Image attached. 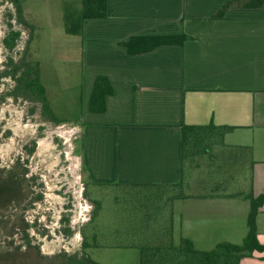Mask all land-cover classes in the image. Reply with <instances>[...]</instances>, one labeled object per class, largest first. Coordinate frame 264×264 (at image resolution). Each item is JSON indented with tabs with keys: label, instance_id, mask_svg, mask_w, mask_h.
Returning a JSON list of instances; mask_svg holds the SVG:
<instances>
[{
	"label": "crops",
	"instance_id": "1",
	"mask_svg": "<svg viewBox=\"0 0 264 264\" xmlns=\"http://www.w3.org/2000/svg\"><path fill=\"white\" fill-rule=\"evenodd\" d=\"M229 1L108 0L107 18L83 24L79 33L91 81L85 98L98 76L114 89L105 112L91 113L88 106L84 111L79 152L89 184H177L183 175L182 126L212 123L235 128L224 145L249 153L248 193H264V5L230 8L224 18L213 19ZM182 33L193 39L137 55L121 45L133 36ZM248 193L174 199L175 244L188 239L199 251L243 244ZM256 226L264 245V205ZM240 264H264V252Z\"/></svg>",
	"mask_w": 264,
	"mask_h": 264
},
{
	"label": "rangeland",
	"instance_id": "2",
	"mask_svg": "<svg viewBox=\"0 0 264 264\" xmlns=\"http://www.w3.org/2000/svg\"><path fill=\"white\" fill-rule=\"evenodd\" d=\"M12 1L0 0V168L16 164L26 170L27 182L18 190L17 197L21 198L14 197L6 208L0 206V253L20 251L24 259L27 255L39 258L38 253L47 256L84 253L100 264H139L136 248L103 247L104 228L122 230L128 227L129 220L137 219L136 225L143 232L150 227L155 232L168 233L172 198L178 193L249 192L250 155L230 147L214 148L219 159L218 156L206 159L201 169L191 171L186 187L178 190L105 188L89 184L79 139L89 100L85 96L90 72L84 62L81 34L68 31L72 24L76 27L80 22L82 0H19L28 27L17 21L16 5ZM9 23L21 32L15 52H8L3 43ZM30 37L26 56L24 50ZM9 57L14 64L29 63L39 69L51 110L65 122L53 121L44 113L40 102L13 96L16 83L13 78L3 76L12 72ZM189 171L187 167L186 173ZM92 200L102 201L97 220L101 246L83 250V237L94 208ZM26 233L31 246L17 249ZM108 235L110 241L133 242L121 232Z\"/></svg>",
	"mask_w": 264,
	"mask_h": 264
},
{
	"label": "trees",
	"instance_id": "3",
	"mask_svg": "<svg viewBox=\"0 0 264 264\" xmlns=\"http://www.w3.org/2000/svg\"><path fill=\"white\" fill-rule=\"evenodd\" d=\"M16 5L17 21L28 27V23L24 18V12L22 5L19 0L12 1ZM264 5V0H231L229 1L217 14L212 16L213 19H222L225 17V13L230 8H258ZM109 14L108 0H82V13L80 17V22L78 26L74 27L72 24L69 28V33L76 34L79 33L83 24L89 20L104 19L107 18ZM21 37V32L13 29L12 23H9V31L4 37L3 43L8 52H15L18 48V42ZM193 39L192 37L182 34H150V35H140L133 36L128 41L122 42L121 45L126 48L130 55H137L146 52H150L158 47L166 45H183L186 41ZM31 37L28 40L27 46L24 50L26 56L29 49ZM9 64L12 65V72H6L3 74L4 77L9 76L13 78L16 85L14 89L15 95L22 96L25 98H31L42 104L43 111L46 115L56 123L65 122L64 119L57 118L52 112L49 101L46 96V88L41 82L39 69L29 63L25 66L14 64L12 57H9ZM114 94V89L110 84L107 77L98 76L96 77L91 96L89 99L88 109L91 113H103L106 111V99L108 96ZM233 127L227 126H216L214 124H209L205 126H182V160H183V175L179 183L174 185H169L165 188H172L178 190L182 187H186L185 181L191 179V171L201 169L204 161L206 159L215 158L219 155L215 154L214 150L216 148L223 149L226 147L224 145V138L228 132L233 130ZM215 148V149H214ZM210 161H207V163ZM189 167L190 171L186 173V168ZM21 168V167H20ZM23 176H25L26 170L21 171ZM226 182V181H224ZM188 185V182H187ZM86 191V188H85ZM205 192L196 193H178L173 196L172 202L176 198L188 197L196 194H201ZM210 194L218 192H209ZM227 193V192H224ZM244 194V193H240ZM247 198L251 202V210L248 216V234L241 245L233 244H221L218 245L212 251H199L197 250L193 243L182 238L179 244L174 242V215L173 211L171 214V227L169 232L159 231L155 232L152 228L147 229L145 232L140 230L136 225L138 221L129 220L128 227L124 229H114V231L103 230V247H113L119 249L136 248L139 250V264H240L241 260L245 257L253 255V252H264V245H261L257 238V226L256 219L260 208L264 205V193L259 196H254L253 194H247ZM93 211L92 218L90 219L88 226L86 228V234H84L82 248L83 250L88 249L90 246L100 247L98 243V234L100 231L99 227L97 229V220L102 212V201L92 200ZM2 208L0 207V210ZM152 217H147L151 219ZM146 219L142 218V224L144 225ZM148 221V220H147ZM118 232L123 234V237L133 239V242H114L109 240V235H117ZM152 232H155L153 238ZM71 233V231H67ZM149 233V234H148ZM111 235V236H112ZM117 236H120L117 235ZM90 239V241H89ZM120 239V237H119ZM92 240V242H91ZM160 242H157L159 241ZM110 241V242H107ZM85 252V251H84ZM11 257L8 254L0 253V262L8 260ZM13 264H14V259ZM47 262H42V264H100L92 260L87 255L74 253L72 255L66 252L59 253L47 259ZM1 264V263H0ZM39 264V263H34Z\"/></svg>",
	"mask_w": 264,
	"mask_h": 264
},
{
	"label": "flooded vegetation",
	"instance_id": "4",
	"mask_svg": "<svg viewBox=\"0 0 264 264\" xmlns=\"http://www.w3.org/2000/svg\"><path fill=\"white\" fill-rule=\"evenodd\" d=\"M1 165V164H0ZM22 169H20L19 166L13 165V166H4L0 168V206H3V208H6L7 205L10 204V202L14 201V197H17L18 190L21 189V187L25 184L26 185V176H23ZM21 198V197H17ZM11 236H14L11 235ZM13 242V241H12ZM22 245L18 247L17 249H27L28 246H31V240L29 238V235L26 233L24 240L21 242ZM8 254V253H5ZM11 258L8 260H4L3 262H0L1 264H34L39 263L42 264V262H47L49 258L52 256L47 255H39V258L42 259L39 261V258H32L29 255L25 258L22 253L15 251L14 254H8Z\"/></svg>",
	"mask_w": 264,
	"mask_h": 264
}]
</instances>
